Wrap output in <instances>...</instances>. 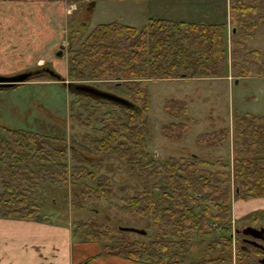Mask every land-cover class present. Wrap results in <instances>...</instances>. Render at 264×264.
<instances>
[{
    "label": "trees",
    "instance_id": "16d2710c",
    "mask_svg": "<svg viewBox=\"0 0 264 264\" xmlns=\"http://www.w3.org/2000/svg\"><path fill=\"white\" fill-rule=\"evenodd\" d=\"M227 7L229 36L225 21L148 19L141 30L117 22L98 25L73 48L76 37L69 30L68 81L100 82L103 91L118 90L115 95L134 107L70 92L77 98L70 106L72 119L86 133L69 148L57 137L0 126V219L48 221L40 214L45 203L38 200L45 191L70 195L71 206L78 210L92 200L110 202L114 198L109 179L98 172L103 162L121 163L146 188L118 198V210L149 223L153 232L148 241L130 238L131 233L120 231V226L104 228L96 221L74 223V238L131 264H186L193 247H204L210 256L203 264H232L231 186L237 200L264 199V117L233 118L232 167L218 160V171L212 172L202 155L184 152L178 159H158L148 148L149 97L141 85L228 76L264 78L261 52L248 46L258 27L264 28V0H228ZM166 109L178 120L163 127L166 139L179 143L189 130L187 105L171 100ZM81 110L88 119H83ZM98 111L103 112L99 118ZM228 141L229 130L220 129L217 134H199L195 145L214 150ZM68 150L73 155L70 165ZM214 231L218 236L207 241ZM234 260L259 264L239 251Z\"/></svg>",
    "mask_w": 264,
    "mask_h": 264
},
{
    "label": "rangeland",
    "instance_id": "374dc122",
    "mask_svg": "<svg viewBox=\"0 0 264 264\" xmlns=\"http://www.w3.org/2000/svg\"><path fill=\"white\" fill-rule=\"evenodd\" d=\"M65 1L0 0V76L11 77L21 73L41 71L38 76L23 85L11 89H0V126L57 137L62 139L69 148L74 141L79 142L82 135L86 133V130L72 119L74 113L70 106L76 103L77 98L61 83L44 79L52 78L43 70L54 71L69 82L67 79L68 31H73L76 37L73 44V48H76L98 25L113 21L128 25L120 19L124 18L121 16V11L126 10L127 6L129 10L137 8L130 7L135 6L134 1L105 4L99 7L94 18L86 23L87 6L80 3L70 5ZM200 1L199 4L193 1L191 4L168 2L163 7H166V11L171 9V14L178 15H185L191 11L195 14L203 9L200 12L205 11L204 19L207 22H211L217 15L218 21L227 23L229 36L231 29L227 19L228 0ZM160 7L162 13L160 12L158 16H168L169 14L162 10V5ZM82 23L85 26H81ZM248 46L250 49L261 52V60L264 63L263 27H258L254 32V38L249 41ZM60 49H63L62 58L56 57ZM37 77L42 79H35ZM83 84L105 90L100 82ZM141 85L146 88L149 97V110L146 115L150 135L148 148L158 159L163 160L169 157L178 159L184 153H193L202 155L205 158L202 161H205L206 169L212 172L218 171V160L232 167L233 118L245 115L264 116V78L261 77L251 76L237 80L228 76L226 79L198 81H143ZM110 91L118 94V90L110 89ZM171 100L183 101L188 108L189 130L185 132L183 140L179 143L166 139L167 134L163 131L165 125L178 122L166 109L167 102ZM80 113L83 119H88V114L82 110ZM102 113L98 111V118ZM93 124L96 126V123ZM220 129L229 130V141L224 143L222 148L206 150L195 145L199 134L206 132L217 134ZM173 132L175 133V130ZM72 156L68 150L69 165L72 164ZM98 175H105L109 179L111 197L114 198L109 200L113 203L112 205H109L110 202L105 199L92 200L84 204L82 210H78L71 206L70 195L64 197L57 192L45 191L38 197L39 202L45 203L40 211L41 217L48 221L69 225L72 229L74 223L96 221L104 228L120 226L145 230L149 233L148 236L130 234V238L147 242L153 232L149 223L118 210L120 206L118 198L143 191L146 188L144 182L132 174L124 164L115 162H103ZM231 190L232 211L234 208L236 215V219H232L234 220V223L231 222L232 225L235 228L250 225L251 215L254 214L258 216L256 226H264V215H261L264 212V199H254L244 203L234 196L233 185ZM250 204L256 205L257 209L252 211L253 214L244 215ZM217 236L214 231L207 241ZM235 249L234 246L232 252L234 259ZM210 259V256L205 254L204 247L199 249L193 247L192 256L186 264H203ZM234 259L232 264H235Z\"/></svg>",
    "mask_w": 264,
    "mask_h": 264
},
{
    "label": "crops",
    "instance_id": "0c3cea01",
    "mask_svg": "<svg viewBox=\"0 0 264 264\" xmlns=\"http://www.w3.org/2000/svg\"><path fill=\"white\" fill-rule=\"evenodd\" d=\"M125 1H134V5L130 7L136 10L121 11L124 22L128 25L141 30L145 27L148 19H167L177 21L207 22L205 11H193L185 14H171V9L163 7L166 3H186L191 4L192 1L199 4L200 0H66V3L84 4L88 6L94 3L92 13L88 22L94 18L99 7L113 2L125 3ZM187 1V2H185ZM203 4V3H202ZM205 4V3H204ZM162 10L168 16H158ZM169 6V5H168ZM200 6V5H199ZM213 6V5H210ZM218 9V5L216 6ZM204 13V14H203ZM117 22V21H113ZM211 22L218 23V16ZM112 23V22H109ZM119 23V22H117ZM108 24V23H107ZM120 24V23H119ZM131 24V25H130ZM139 26V28H137ZM264 117V116H257ZM245 203V202H244ZM236 206V205H235ZM234 206V207H235ZM237 207V206H236ZM241 207V205H240ZM244 215L252 213L257 209L256 205H249ZM261 209V208H259ZM253 214V213H252ZM234 208L232 211V219H236ZM232 220V223L233 221ZM0 264H131L121 257H113L103 255L98 245L80 243L74 238L72 228L63 223L52 221L32 222V221H13L0 219Z\"/></svg>",
    "mask_w": 264,
    "mask_h": 264
},
{
    "label": "water",
    "instance_id": "95a60500",
    "mask_svg": "<svg viewBox=\"0 0 264 264\" xmlns=\"http://www.w3.org/2000/svg\"><path fill=\"white\" fill-rule=\"evenodd\" d=\"M94 3H90L85 11H86V19L87 21L90 18V15L92 13ZM63 49H60L59 52L56 53V57L62 58L63 57ZM44 71V70H43ZM41 71H33V72H26V73H21L15 76L11 77H2L0 76V89H11L19 85H23L30 81L33 77L38 76ZM49 77L54 79L57 83H61L69 92L77 94V95H84L87 97H90L95 100L99 101H104L107 103H112L121 107L125 108H133L134 105L129 102L128 100L119 97L113 93L103 91L100 89H97L93 86L83 84V83H71L67 82L63 77H61L59 74L55 73L54 71H51L49 69H46L44 71ZM237 83V81H235ZM120 231L131 233V234H137L144 236L146 234L145 231L143 230H138V229H133V228H128V227H122L119 228ZM243 235L249 236L254 240H264L262 236L264 235V229H254L251 227L246 228L243 232ZM252 245H256V243L250 242ZM258 248H263L259 246ZM259 264H264V259H259L258 260Z\"/></svg>",
    "mask_w": 264,
    "mask_h": 264
},
{
    "label": "flooded vegetation",
    "instance_id": "af4514ba",
    "mask_svg": "<svg viewBox=\"0 0 264 264\" xmlns=\"http://www.w3.org/2000/svg\"><path fill=\"white\" fill-rule=\"evenodd\" d=\"M46 69H44L45 71ZM254 215V214H253ZM251 215L252 219L250 220L251 224L250 225H246L242 228H233L232 229V234L231 237L233 239V247L235 246V252L239 251L244 255H247L249 257H251L252 259H254L255 261L258 262L259 259H264V240H254L249 236L243 235V231L248 228H254V229H264V226H256V220L258 219V216H253ZM262 238H264V235L262 236ZM255 242L256 245H252L250 244V242ZM259 246L263 247L258 248ZM256 252H259L260 255H258Z\"/></svg>",
    "mask_w": 264,
    "mask_h": 264
}]
</instances>
